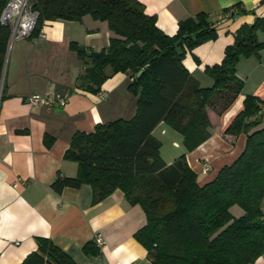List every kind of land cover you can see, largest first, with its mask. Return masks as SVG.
<instances>
[{
  "label": "trees",
  "instance_id": "obj_1",
  "mask_svg": "<svg viewBox=\"0 0 264 264\" xmlns=\"http://www.w3.org/2000/svg\"><path fill=\"white\" fill-rule=\"evenodd\" d=\"M8 1L0 0V16ZM31 5L39 14L31 37L39 36L46 22H81L86 16L106 22L114 37L100 52L70 44L89 63L79 79L80 87L97 94L112 76L128 74V91L137 99L132 119L98 124L92 133L74 134L64 159L78 164V175H58L52 190L62 193L88 185L94 204L122 191L131 205H140L146 213L147 225L136 239L148 251L152 264H254L263 256L264 129L256 128L264 103L246 97L244 111L226 130L227 135L247 136L245 150L203 186L186 155L170 165L165 163L162 145L152 132L166 123L184 137L189 152L210 138L207 108L221 114L242 92L244 82L237 77L236 67L241 58H260L264 44L257 33L264 32V19L238 29L222 62L206 68L214 85L200 88L183 60L187 51L218 39L206 14L181 22L178 33L170 37L157 27L155 17L145 13L140 0H31ZM10 35V28L0 23V77ZM234 207L242 215H234ZM92 245L84 252L96 255L98 250ZM21 264L76 263L43 238L38 239L37 251Z\"/></svg>",
  "mask_w": 264,
  "mask_h": 264
},
{
  "label": "crops",
  "instance_id": "obj_2",
  "mask_svg": "<svg viewBox=\"0 0 264 264\" xmlns=\"http://www.w3.org/2000/svg\"><path fill=\"white\" fill-rule=\"evenodd\" d=\"M140 1L145 13L155 17L157 27L170 37L178 33L181 22L199 14L208 16L218 39L187 51L183 60L200 88L214 85L206 68L222 62L238 29L264 19V0ZM226 10L237 13L225 20ZM112 37L106 22L86 16L81 22H46L39 36L9 45L0 77V264H21L37 251L38 239L43 238L76 264H152L148 251L136 239L147 225L146 213L140 205H131L122 191L116 190L94 204L88 185L62 193L51 188L58 175H78V164L64 159L76 132L92 133L98 124L130 120L136 115L137 99L128 91V74L112 76L97 94L80 87L79 79L89 63L82 61L70 44L100 52ZM257 38L264 44V32H258ZM236 71L244 88L221 114L207 108L210 138L204 144L189 152L184 137L164 122L152 132L162 145L165 163L170 165L186 155L200 186L212 182L244 152L247 136L227 135L226 130L244 111L246 97L254 96L264 103V50L260 58H241ZM46 93L65 97L66 107L47 109L27 104L30 95ZM263 107L256 130L264 129ZM240 215L241 210L236 216ZM97 234L103 236L104 246H95L96 255L85 253L87 245L93 247ZM254 264H264V254Z\"/></svg>",
  "mask_w": 264,
  "mask_h": 264
},
{
  "label": "built area",
  "instance_id": "obj_3",
  "mask_svg": "<svg viewBox=\"0 0 264 264\" xmlns=\"http://www.w3.org/2000/svg\"><path fill=\"white\" fill-rule=\"evenodd\" d=\"M236 13L237 10L229 11L224 15V19H230ZM38 18L39 14L33 10L31 0H9L0 16V23L10 28V44H12L19 39L31 37L37 27ZM26 102L31 107L47 109L65 108L67 105V99L55 93L33 94L26 98ZM94 243L98 249H101L104 246L103 236L97 234Z\"/></svg>",
  "mask_w": 264,
  "mask_h": 264
},
{
  "label": "rangeland",
  "instance_id": "obj_4",
  "mask_svg": "<svg viewBox=\"0 0 264 264\" xmlns=\"http://www.w3.org/2000/svg\"><path fill=\"white\" fill-rule=\"evenodd\" d=\"M81 46V45H80ZM10 47V46H9ZM212 109V108H211ZM212 110H214V109H212ZM215 111V110H214ZM216 112V111H215ZM237 208V209H236ZM235 209V210H234ZM239 211H240V209L238 208V207H234V208H232L231 209V212H233L234 213V215H237L238 213H239Z\"/></svg>",
  "mask_w": 264,
  "mask_h": 264
}]
</instances>
